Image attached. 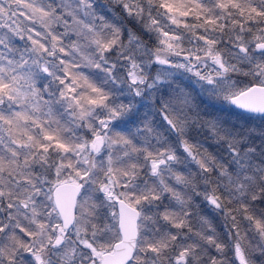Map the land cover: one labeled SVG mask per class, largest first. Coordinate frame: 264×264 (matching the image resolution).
<instances>
[{
    "label": "snow or ice",
    "instance_id": "6c2138e0",
    "mask_svg": "<svg viewBox=\"0 0 264 264\" xmlns=\"http://www.w3.org/2000/svg\"><path fill=\"white\" fill-rule=\"evenodd\" d=\"M208 109L264 121V0H0V264H264V127Z\"/></svg>",
    "mask_w": 264,
    "mask_h": 264
},
{
    "label": "trees",
    "instance_id": "16d2710c",
    "mask_svg": "<svg viewBox=\"0 0 264 264\" xmlns=\"http://www.w3.org/2000/svg\"><path fill=\"white\" fill-rule=\"evenodd\" d=\"M201 108H204V105H201ZM208 111L212 112L213 115H220L222 119H226L228 120L230 123L233 124H238V125H244V126H251L254 128H261L264 127V121L256 119V120H246L243 117H246L247 114L245 113H217L214 112L212 109H208ZM197 139H199L204 147L208 148V150L210 152H214L215 151V147L212 144V142L210 140H205L204 136H198ZM193 170H194V166ZM205 207L202 209V213L201 214H207L209 219L212 220V223L214 225V227L217 230V233L220 234L221 236L223 235V233L226 231L225 228V221L224 218L221 216L215 217L213 215L208 214L205 210ZM244 222H242V227H243Z\"/></svg>",
    "mask_w": 264,
    "mask_h": 264
},
{
    "label": "rangeland",
    "instance_id": "374dc122",
    "mask_svg": "<svg viewBox=\"0 0 264 264\" xmlns=\"http://www.w3.org/2000/svg\"><path fill=\"white\" fill-rule=\"evenodd\" d=\"M204 210H205L208 214L212 215L207 207H205ZM203 215H207V214H203ZM215 217H218V216H215Z\"/></svg>",
    "mask_w": 264,
    "mask_h": 264
}]
</instances>
